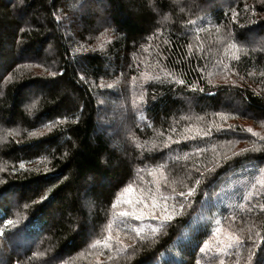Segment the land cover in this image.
I'll list each match as a JSON object with an SVG mask.
<instances>
[{"label": "trees", "instance_id": "1", "mask_svg": "<svg viewBox=\"0 0 264 264\" xmlns=\"http://www.w3.org/2000/svg\"><path fill=\"white\" fill-rule=\"evenodd\" d=\"M87 2L0 0V264H264V0Z\"/></svg>", "mask_w": 264, "mask_h": 264}, {"label": "rangeland", "instance_id": "2", "mask_svg": "<svg viewBox=\"0 0 264 264\" xmlns=\"http://www.w3.org/2000/svg\"><path fill=\"white\" fill-rule=\"evenodd\" d=\"M216 1H223V0H216ZM101 2V1H99ZM97 0H91V2H87L85 4L86 8L90 9L95 6L96 4H99ZM82 8V7H81ZM81 14H83L81 12ZM105 125H103L102 122H100L98 129L103 130L105 129ZM224 180V179H223ZM239 183L238 179L229 178V180L226 181L225 186L221 184L219 187L220 189L217 190L215 193H213L210 197H204L203 201L201 202L199 206V210L195 216H193L192 220L189 222V228L190 226H195L196 228L202 227L213 230V237L209 236V238L205 241L204 246L210 247L213 251H215V246L218 247V249H221L222 246L224 248H227L228 246H231V242L235 241L233 238L234 235H232L230 232L226 231L224 228H221L218 223V216L214 218V216L217 213L218 207L221 203H229L230 197L225 195L227 192H231ZM233 187V188H232ZM84 204L86 206V201H84ZM214 218V219H213ZM206 221L207 223H204L203 221ZM210 227V228H209ZM189 228L184 227L182 229V232L177 236L176 240L173 242V246L171 248H168L167 251L161 252L158 254L156 261L165 259L169 256L175 257V259L182 260L183 259V252L181 253V248L184 246L185 241H188L190 239L189 237ZM207 233V231H205ZM110 235V232L108 231V236ZM29 237L28 239H30ZM26 246V245H25ZM155 261V263H156Z\"/></svg>", "mask_w": 264, "mask_h": 264}, {"label": "snow or ice", "instance_id": "3", "mask_svg": "<svg viewBox=\"0 0 264 264\" xmlns=\"http://www.w3.org/2000/svg\"><path fill=\"white\" fill-rule=\"evenodd\" d=\"M54 75V74H53ZM109 87H111V86H109ZM250 131V130H249ZM197 183H199V181H197ZM189 191L191 192L192 190L191 189H189ZM180 196L182 197V196H184V193H181L180 194ZM181 207H183V205H181ZM155 208H156V205H155V203L152 205V209L153 210H155ZM167 211V209H166V207L165 206H161V212L162 213H164V212H166ZM141 217L140 216H137V219H140ZM167 219H171V217L169 216V217H166ZM201 252H203V249H201ZM249 259H252V254L250 253L249 254Z\"/></svg>", "mask_w": 264, "mask_h": 264}]
</instances>
